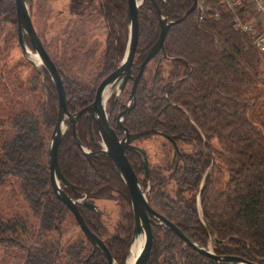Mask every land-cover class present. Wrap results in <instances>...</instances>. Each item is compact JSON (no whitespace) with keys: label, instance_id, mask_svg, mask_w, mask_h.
<instances>
[{"label":"trees","instance_id":"trees-1","mask_svg":"<svg viewBox=\"0 0 264 264\" xmlns=\"http://www.w3.org/2000/svg\"><path fill=\"white\" fill-rule=\"evenodd\" d=\"M26 2L31 5L32 0ZM192 4L193 0L144 1L138 10L135 73L158 38L159 12L169 21H177ZM68 11L76 17L95 13L105 29L111 30L101 66L100 78L105 77L115 70L126 50L127 0H70ZM3 23L13 25L17 35L14 0H0V24ZM228 24V15L218 22L198 21L193 12L171 26L165 36L166 56L158 52L145 67L134 107L124 124L131 132L158 130L177 144L186 141L196 149L190 155L182 153L181 167L178 159L172 158L168 177H157L160 213L199 246H205L209 239L203 220L211 236L221 243L215 244L216 254L264 264V90L260 88L264 85V52L253 46L250 37L232 31ZM26 43L30 48L28 39ZM155 60L159 63L154 78L161 65L170 66L169 81L166 85L160 82V96L144 80L148 65ZM3 76L5 66L1 61L0 77ZM35 80L42 86L44 108L39 114L33 111L13 115L10 128L0 130V187L13 186L29 216L0 211V247L19 250L22 264H105L103 255L93 251L85 239L67 248L61 246L60 236L54 241V235L62 232L66 215L71 216L52 191L47 162L52 134L49 136V131L56 123L58 100L45 70ZM96 80L89 88L66 81L70 112L93 102L99 83ZM127 96L124 92L118 97L115 112L125 107ZM77 132L82 145L93 152L85 122L80 127L77 124ZM57 160L62 176L71 186L63 188L70 198L83 194L91 198L99 190L127 199V189L110 160L105 156L88 160L73 143L70 127L61 139ZM134 161L135 171L138 164L140 171L141 163L136 158ZM175 179L178 191L169 198L161 187ZM187 193L191 195L185 197ZM86 209L78 206L88 228L105 241L116 264H123L133 235L131 214L122 215L126 224L118 223L109 231L98 213ZM160 239L165 253L163 264H212L208 259L202 258L201 262L195 258L189 248H180L181 259L177 258L179 241L167 229L160 233Z\"/></svg>","mask_w":264,"mask_h":264},{"label":"rangeland","instance_id":"rangeland-1","mask_svg":"<svg viewBox=\"0 0 264 264\" xmlns=\"http://www.w3.org/2000/svg\"><path fill=\"white\" fill-rule=\"evenodd\" d=\"M69 1L32 0L31 5H27L37 35L43 45L46 46L51 59L66 73L68 77L66 81L82 83V85H86V88H89L101 70L100 65L103 59L102 52L105 48L107 30L102 19L95 13L81 17L70 15L68 11ZM0 37V62L2 61L5 66V76L0 77V130H7L14 118L11 116L33 111L39 114L40 110L44 108L45 102L42 86L35 80L36 72L40 68L32 67L24 58L17 44L14 26L8 23L0 24ZM157 63L159 60L148 65L144 80L148 87L154 88L160 96L161 84L166 85L169 81L170 66L169 64L161 65L160 73L154 78ZM96 83H98V79ZM162 87L161 89H163ZM260 88L264 90V85H261ZM149 93L151 94L150 91ZM124 100L125 97L123 96V102ZM150 107L151 104L148 102V116L151 115ZM51 132L52 130L49 131V136ZM138 145L143 148L146 157L150 158L151 169L160 171V175L167 178L173 150L166 139L152 136L140 140ZM178 148L181 153L188 155L196 151L191 144L184 141L178 143ZM201 150L205 152L204 147ZM157 153L158 157L156 158ZM206 174L207 171L201 180V186L204 184ZM178 184L176 179L167 181L161 189L166 196L171 198L177 194ZM14 190V187L9 185L0 187V211L10 213L12 210L14 212L10 215L29 218L25 204L15 195ZM190 195L187 193L185 197ZM196 200V205L200 211L199 194H197ZM95 204L105 209L111 219L108 222V230L113 231L114 225L121 218H118L116 205L106 200H97ZM64 223L60 235H54V241L60 236L61 246L67 248L84 239L72 215H66ZM208 243L212 247L213 243L210 241ZM19 252V250H5L0 247V264H22V257ZM129 255L128 253L126 259ZM126 259L123 264H126Z\"/></svg>","mask_w":264,"mask_h":264},{"label":"water","instance_id":"water-1","mask_svg":"<svg viewBox=\"0 0 264 264\" xmlns=\"http://www.w3.org/2000/svg\"><path fill=\"white\" fill-rule=\"evenodd\" d=\"M14 1L19 48L24 58L30 64H32L34 68H40L39 71H37L38 73H40L42 70H45L48 73L57 93L58 114L47 151V162L52 191L55 197L69 210L85 240L92 247V250H99L107 260V264H116L115 261H113L112 255L104 246L103 242L94 233L91 232L84 219L80 215L78 206L82 204L81 200L70 198L63 190V188H70L71 186L60 172L57 153L59 150L61 139L70 125H72L73 142L80 149L82 154L87 159H91L92 156L99 155H103L109 158L113 164L115 171L119 174L122 182L129 192L133 211V235L131 239L129 254L131 252L132 246H134V243L141 236L144 237V245L139 251V255L133 264H148L149 262V253L153 236L149 224L150 220L148 214L151 215L154 219L158 220L160 222V226H164L168 230L174 232L176 236H178L187 245L195 249L199 254L211 257L219 262L226 264H256L254 262L235 257H216L208 250L196 246L174 224L159 216L154 210L149 207L144 192L140 187L138 178L127 158L128 151L136 152L141 158V161L144 165L145 174L147 176L149 169L147 157L140 148L133 146L132 143L140 137L142 138L152 134H160V136L164 137L167 141H171L174 147V155L180 154L178 146L172 139V137H167L165 134L159 132L158 130H148L136 134H129L128 131L123 128L122 121L134 107L136 89L141 80L145 67L156 56L158 52L161 51L163 55L166 56L165 36L168 30L171 26L181 23L187 16L195 11L197 0H193L192 6L185 12L181 19L177 21H169L167 16H163L159 12L160 23L158 38L139 66L138 74L135 77L132 76V71L138 43V10L145 0H127L128 38L125 53L115 70L99 84L93 103L80 110L75 115L71 114L67 108L66 95L64 92L62 80L56 69V66L47 54L40 38L38 37L34 29L26 0ZM26 39L29 40L30 48L26 43ZM34 54L39 57L41 61L40 65H36L31 61L30 55ZM128 81H132L130 99L128 101V104L126 105L125 110L118 115L117 119V128L124 134V137L122 139H119L115 132L109 127L105 115V105L113 93L116 94L115 100H117V97L123 91ZM109 91H111L110 94H108ZM82 114H87L89 116V131L91 136H93L92 128L93 120L95 119L98 135L101 141V150L97 153H91L89 150H87L78 138L76 131V122L78 117ZM88 207L92 210L94 208V206L90 204L88 205ZM202 222L210 234L209 227L203 220Z\"/></svg>","mask_w":264,"mask_h":264},{"label":"flooded vegetation","instance_id":"flooded-vegetation-1","mask_svg":"<svg viewBox=\"0 0 264 264\" xmlns=\"http://www.w3.org/2000/svg\"><path fill=\"white\" fill-rule=\"evenodd\" d=\"M68 7H69V4H68ZM71 15V14H70ZM109 35H111V30H108L106 32V40H105V44H104V51L102 52V56L104 58V55L106 54V47H107V39L109 37ZM39 37V36H38ZM40 38V37H39ZM41 40V39H40ZM43 44V43H42ZM46 50V49H45ZM47 52V51H46ZM48 54V53H47ZM49 55V54H48ZM50 57V55H49ZM51 59V57H50ZM52 60V59H51ZM52 62L54 63V65L56 66V69L60 75V78L62 80V84H63V88H64V92H65V95H66V80L68 79L66 73H64L59 67L58 65L52 60ZM103 63V61H102ZM102 63L100 65V67L102 66ZM141 65V64H140ZM139 65V66H140ZM32 66V64H31ZM138 66V68H139ZM33 67V66H32ZM101 70H102V67H101ZM101 70L98 74V79H99V83L95 89V93H94V98H93V101L95 99V96H96V91H97V88L99 86V84L108 76L110 75L113 71H111L108 75H106L105 77L103 78H100L101 77ZM134 70H136V67L133 68V71H132V76L135 77L137 74H138V71L139 69L137 70V72L135 73ZM46 72V71H45ZM38 73V72H37ZM36 75H39L41 76L42 75V71L40 73H38ZM46 74L48 75V73L46 72ZM49 77V75H48ZM101 79V80H100ZM49 82L52 84V81L49 77ZM130 84V85H129ZM129 85V88L127 89L126 87ZM53 88H54V85L52 84ZM131 88H132V81H128L125 88L123 89V91L119 94V96L122 94V93H128V98L126 99V103H125V107L122 108L121 110L119 111H116V101L115 100L116 98V94L113 93L111 95V97L108 99V101L106 102V105H105V115H106V118H107V121H108V124H109V127L115 132V134L117 135V137L119 139H122L124 137V134L122 132H120L117 128V119H118V115L123 112L126 108V105L128 104V101L130 99V94H131ZM55 90V88H54ZM137 90V89H136ZM111 91L108 92V94H110ZM45 93V91H44ZM55 94H56V99H57V93H56V90H55ZM107 94V95H108ZM136 94V93H135ZM114 95V96H113ZM113 96V97H112ZM118 96V97H119ZM117 97V99H118ZM111 99L113 100V102H111ZM93 103V102H92ZM91 103V104H92ZM135 103V102H134ZM84 109V108H83ZM82 110V109H81ZM80 111V110H79ZM79 111H76L74 113L70 112L71 114H76L78 113ZM129 114V113H128ZM127 114V115H128ZM127 115L125 116V118L127 117ZM124 118V119H125ZM123 119L122 121V126L123 128H125L129 134H136V133H140V132H131L130 130H128V128L125 126V120ZM86 123V127H87V132H88V135H89V138H90V141H91V150L93 152L91 153H97L98 151L101 150V141H100V138H99V135H98V131H97V125H96V122H95V119L93 120V136H91L90 134V131H89V116L87 114H82L78 117L77 119V122H76V131H77V124L79 123V127L81 126L82 123ZM70 127V130H71V139L73 141V135H72V125L69 126ZM150 130H155V129H150ZM133 131V130H132ZM146 131V130H144ZM160 132V131H159ZM162 133V132H161ZM77 135H78V132H77ZM152 136H157L159 138H162V139H165L164 137L160 136V134H152V135H149V136H146V137H140L138 139H136L132 145L137 147V148H140L143 152V148H141L139 145H138V142L144 138H148V137H152ZM79 138V136H78ZM173 139V138H172ZM80 140V139H79ZM174 140V139H173ZM175 141V140H174ZM81 142V141H80ZM176 142V141H175ZM186 142V141H184ZM74 143V142H73ZM82 143V142H81ZM186 143H189V142H186ZM177 144V143H176ZM191 144V143H189ZM192 145V144H191ZM76 146V145H75ZM170 146L172 147V150H173V157L172 158H175L178 159V167H179V164L180 163H183V158L184 157H181L182 153L180 152L179 155H174V147L172 145V142L170 141ZM178 146V144H177ZM77 147V146H76ZM179 149V148H178ZM180 151V149H179ZM100 156H103V155H99V156H92L91 158L93 157H100ZM147 156V155H146ZM138 154L134 151H128L127 152V158L133 168V171L134 173L136 174L137 178H138V181H139V184H140V187L142 189V191L144 192V195L146 197V200H147V203L149 205V207L154 210L159 216L165 218L167 221L171 222L172 224H174L179 230L180 228L174 223L172 222L170 219H168L167 217H165L164 215H162L160 213V183L159 181L157 180V177L160 175V171L158 170H154V169H151V160H149L150 158L147 157V160H148V163H149V169H148V174L146 176L145 174V169H144V165L141 161V158L139 160L138 158ZM158 157V153L156 155V158ZM134 158H136L140 163H141V169L140 171L138 170L139 169V164L137 165L136 167V171H135V161H134ZM109 159V158H108ZM90 160V159H88ZM110 160V159H109ZM111 162V160H110ZM112 164V162H111ZM113 166V164H112ZM177 166V165H176ZM114 168V167H113ZM158 183V185H157ZM124 184V183H123ZM127 189V188H126ZM147 190V191H146ZM97 191V190H95ZM99 191V190H98ZM95 192L93 196H91V198H89L86 194H83V195H80L79 197H76L75 199H78V200H81L82 204H80L79 206H83L85 207V209L87 208L88 210H91V211H94L96 213H98L101 217V221L103 223V226L105 228L108 229V222L111 220L110 217H108L107 215V212L105 211V209H102L101 207H98L96 204H95V201L97 200H106V201H110L112 203H114L117 207V211H118V218H120L119 221H117L116 224H120V223H125L127 222L126 219H123L122 218V215H125L127 213L131 214V218H132V229H133V211H132V205H131V199H130V195H129V192L127 190V199H125V196H124V199L121 198V197H118V195L116 194V197L114 196V194H112V196H108L105 194V192ZM110 193V192H109ZM111 194V193H110ZM197 197V196H196ZM163 199V198H162ZM92 205L94 206L93 210L90 209L88 207V205ZM87 205V206H86ZM86 209V210H87ZM126 216V215H125ZM148 217H149V220H150V227H151V232H152V236H153V239H152V245H151V248H150V253H149V262L148 264H163L164 262V248H163V240L160 239V233H162L165 229L164 226H160V222L156 219H154L151 215L148 214ZM115 224V225H116ZM114 225V226H115ZM165 228V229H164ZM168 230V229H167ZM181 231V230H180ZM92 232V231H91ZM169 232H171L173 234L174 237H176V239H178L179 243H182V244H177L178 246H176V257L177 258H180L181 259V255L179 254V251H180V248H189L191 249L192 251H194L195 255H193L195 258L197 257L198 260H201V262H203V259L202 258H205V259H208L212 262V264H226V263H222V262H219L217 261L216 259H213L211 257H208V256H204L202 254H199L195 249H193L192 247H190L189 245H187L185 242H183L178 236H176L174 234V232H172L171 230H169ZM182 232V231H181ZM93 233V232H92ZM183 233V232H182ZM95 234V233H94ZM184 234V233H183ZM96 235V234H95ZM185 235V234H184ZM97 236V235H96ZM186 236V235H185ZM84 237V236H83ZM98 237V236H97ZM187 237V236H186ZM104 244V246L107 248L108 250V247L106 246V243L105 241H103L100 237H98ZM188 238V237H187ZM85 239V238H84ZM189 239V238H188ZM174 240V239H173ZM190 240V239H189ZM172 241V239H170V242ZM192 243H194L196 246L200 247V248H204L206 250H208L209 252H211L212 254H214V256L216 257H220V258H225V257H235V258H240V259H243L241 257H238V256H234V255H218L216 254L215 252V244H221L218 240H216L215 237L211 236V234H209V239L208 241L212 242V247H210V244L207 242V244L205 246H199L197 243L193 242L192 240H190ZM131 244V243H130ZM144 245V237L141 236L135 243H134V246H132L131 248V252H130V255L129 257L127 258L126 260V264H133L135 262V260L137 259L138 255H139V251L142 249ZM179 245H182L181 247ZM129 249H130V245H129ZM129 249H128V253H129ZM136 250V251H135ZM96 251V250H95ZM99 251V250H97ZM109 251V250H108ZM138 251V252H137ZM100 252V251H99ZM101 253V252H100ZM127 253V254H128ZM102 254V253H101ZM111 254V253H110ZM104 258V256H103ZM105 260V264H107V260L104 258ZM113 261H115L113 259ZM200 262V261H199ZM252 262V261H251ZM116 263V262H115ZM255 263V262H254ZM258 264V263H256Z\"/></svg>","mask_w":264,"mask_h":264},{"label":"built area","instance_id":"built-area-1","mask_svg":"<svg viewBox=\"0 0 264 264\" xmlns=\"http://www.w3.org/2000/svg\"><path fill=\"white\" fill-rule=\"evenodd\" d=\"M198 21H220L229 16V28L247 35L253 46L264 52V0H197Z\"/></svg>","mask_w":264,"mask_h":264},{"label":"bare ground","instance_id":"bare-ground-1","mask_svg":"<svg viewBox=\"0 0 264 264\" xmlns=\"http://www.w3.org/2000/svg\"><path fill=\"white\" fill-rule=\"evenodd\" d=\"M196 15V14H195ZM215 22H217V21H215ZM30 59H31V61L34 63V64H36V65H40V59H39V57L36 55V54H34V55H30ZM136 251V250H135ZM138 252V251H137Z\"/></svg>","mask_w":264,"mask_h":264}]
</instances>
